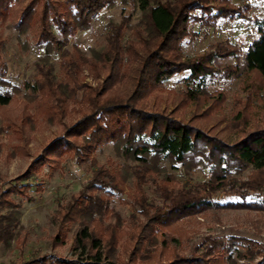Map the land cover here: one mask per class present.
Returning a JSON list of instances; mask_svg holds the SVG:
<instances>
[{
	"label": "trees",
	"instance_id": "1",
	"mask_svg": "<svg viewBox=\"0 0 264 264\" xmlns=\"http://www.w3.org/2000/svg\"><path fill=\"white\" fill-rule=\"evenodd\" d=\"M120 1L126 3L128 0ZM130 1L143 13L141 27L135 34L137 41H128L125 47L122 45L128 15L122 23L109 26L106 50L93 52L91 58H86L77 46L68 47L69 40L78 31L89 29L91 21L102 10L113 7L117 0H0V22L9 23L19 34H31L37 44L45 46V55L39 58L41 63L37 65L40 78L26 86L31 91L30 103L16 101L7 88V66L0 61V117L3 120L0 134L9 133L6 135L8 144H4L0 137V157L12 149L7 159H24L28 134L45 123L59 124L67 114L70 101H76L80 105L76 108L78 113L83 114L44 148L43 154L31 162L17 181H4L0 171V244H9L18 218L16 210L20 205L13 197L32 202L33 188L38 193L43 188L28 181L31 174L46 164L55 167L66 157L91 167L94 181L87 188L89 194L81 192L66 204L58 213V219L61 224H72L88 216L94 217L102 210L103 201L102 196L93 197V193L122 192L124 176L98 166L91 155L104 144L117 143L118 151L125 159L141 162V168L135 172L139 198L134 197L132 201L150 223L130 233L127 245L123 246L128 261H121V264H223V258L231 251L220 238L211 239L210 248L202 254L187 258L172 253L165 238L161 246L156 243L155 232L166 233L174 223L215 207L216 202L211 200L213 192L225 186L222 183L232 179V174L244 172L249 167H253L255 173L239 187L248 194L224 207L264 212V124L247 128L248 110L239 111L234 130H231L236 135L233 141L216 135L215 129L210 128L211 119L205 117L200 124L188 123L174 116L177 112H160L156 107H148L147 101L164 91L166 81L188 72L189 80L198 85L188 87L183 95L172 100L178 99L177 110L183 106L191 107L200 114L203 101L208 97L203 83L206 78L217 75L216 59L238 57L240 50L229 44H218L212 46L213 52L187 59L183 46L198 36L192 26L210 29L222 20L250 19V8L239 4L242 0ZM255 24L258 36L246 51L245 61L249 71L264 80V18L256 19ZM2 45L0 40V52ZM52 53L59 56V79L52 75V65L49 64ZM123 69L134 74V87L125 93L115 94L114 86L129 74ZM85 71L94 81L104 75L98 89L83 83ZM37 121L41 124H36ZM151 157L159 160L163 157L185 167L203 164L212 169L213 177L209 182L189 189H176L165 180L156 191L158 204H150L144 198L142 186L146 184L145 173L155 169L150 165ZM234 184L233 181L232 186L237 188V183L236 186ZM6 209L9 214L2 215ZM109 230L110 236L104 243L107 254L112 255L121 237H118V227H110ZM61 233L59 231L53 239L54 246L63 244L64 235ZM100 239L84 228L75 237V243L83 251L88 249L85 259L37 256L19 264H103V255H108L101 251ZM246 244V247L251 245L249 242ZM252 250L256 252L259 248L253 247ZM258 256L264 261L263 252ZM243 257L248 258L246 255Z\"/></svg>",
	"mask_w": 264,
	"mask_h": 264
},
{
	"label": "rangeland",
	"instance_id": "2",
	"mask_svg": "<svg viewBox=\"0 0 264 264\" xmlns=\"http://www.w3.org/2000/svg\"><path fill=\"white\" fill-rule=\"evenodd\" d=\"M161 1L174 3L176 0ZM239 4L249 6L248 17L250 19L222 20L216 27L210 29L193 25L192 28L198 33V36L183 46L184 56L187 59L213 52L212 46L218 44H229L240 50L238 57L216 59L217 75L206 78L203 83L208 97L203 101L204 105L200 114L191 107L183 106L177 110L178 99L172 100V98L183 95L188 87L198 85L189 80L188 72L178 74L166 81L164 91L157 94V98L151 97L147 101L148 107H156L160 112L163 110L171 113L177 112L174 116L188 123L200 124L206 117L213 122L210 128L215 129L216 135L228 137L233 141L236 140V135L231 130H234L233 126L239 111L248 110L247 128L264 124V80H260L256 74L251 73L245 61L246 51L258 36L255 20L264 18V0H242ZM127 16L128 25L124 30L122 45L125 47L128 41H137L135 34L141 27L143 13L139 6L134 7L130 0L126 3L117 0L113 7L102 10L91 21L89 29L78 31L69 40L68 47L77 46L86 58H91L93 52H104L110 33L109 26L122 23ZM0 40L3 44L0 61L7 66V88L14 94L18 103H30L31 99L28 98L31 96V91L26 86L40 78L37 65L41 63L39 58L45 55V46L37 44L29 33L19 34L9 23L0 22ZM49 59V64L52 65V75L59 79L58 54L52 53ZM123 72L129 73L125 69ZM90 75L87 71L84 72L83 83L98 89L104 75L102 74V77L96 81ZM132 78H134V74L129 73L122 82H118L114 86L113 92L121 94L132 90L134 87ZM70 102L67 114L59 124L45 123V125L38 126L35 131L31 130L33 132L28 134L24 159L18 157L7 159L6 156L13 151L12 149L6 150L1 155L0 171L4 181H17L19 176L28 170L31 162L43 154L44 148L50 142L58 137L65 128L82 117L83 114L78 113V109H76L80 105L76 101ZM38 123L41 124L37 121L36 124ZM1 125H3V120L0 117ZM7 134L9 133L6 131L0 134L4 144H8ZM118 149L119 144L107 143L98 147L91 157L98 166L105 170L122 174L124 190L122 192L93 193V197L100 198L102 196V210H99L94 217L88 216L81 222L61 224L58 213L81 192L89 194L87 188L94 181L91 167L77 164L71 158L66 157L59 161L55 167L46 164L39 171L31 174L28 181L34 185H42L43 190L38 193L33 188L31 195L34 200L32 202L13 197L20 205L16 210L18 218L12 229V238L9 244H0V264L13 262L19 264L23 260L37 256H54L68 260L85 259L89 254L88 249L83 251L75 243V237L84 228H87L93 237L101 238V251L107 254L105 244L110 236L109 228L114 226L119 228L118 237L121 238L112 255L107 254V257L103 255L102 263L119 262L121 264V261H128L123 246L127 245L130 233L143 225L147 227L150 223L132 201L134 197L139 198L136 192L138 179L135 172L141 168V162L125 159ZM149 161L155 169L145 173L146 184L142 188L144 198L150 204H158L156 191L165 180L176 189H189L209 182L213 177L212 169L204 167L203 164L199 166L190 164L185 167L173 164L163 157L160 160L151 157ZM254 173V168L249 167L244 172L232 174V179L222 183L225 186L220 187L211 195V200L217 204L215 207L201 210L194 216L174 223L166 233L155 232L156 243L161 246L162 240L165 238L169 243L168 249L172 253L179 257L192 258L195 254H202L208 250L211 239L220 238L227 243L231 251L230 255L227 254L223 258L225 261L223 264H261L264 262L263 258L258 256L259 252L264 253V212L224 207L228 202L238 201L241 195L248 194L239 187L248 182ZM230 181H232L231 184ZM233 181L235 186L237 183V188L232 186ZM7 212L8 209L3 210L2 215L9 214ZM59 231L62 232L61 235H64V242L62 245L54 246L53 239L59 235ZM104 241L106 242L104 243ZM246 242L251 245L246 247ZM253 247L259 248V251H253ZM243 255L248 258H244Z\"/></svg>",
	"mask_w": 264,
	"mask_h": 264
}]
</instances>
